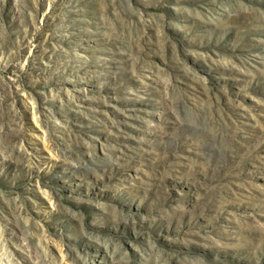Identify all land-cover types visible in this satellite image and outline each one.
Segmentation results:
<instances>
[{
    "label": "rangeland",
    "instance_id": "obj_1",
    "mask_svg": "<svg viewBox=\"0 0 264 264\" xmlns=\"http://www.w3.org/2000/svg\"><path fill=\"white\" fill-rule=\"evenodd\" d=\"M0 264H264V0H0Z\"/></svg>",
    "mask_w": 264,
    "mask_h": 264
}]
</instances>
